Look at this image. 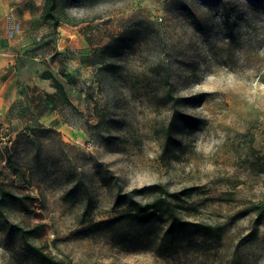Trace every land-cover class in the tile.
Listing matches in <instances>:
<instances>
[{"label":"rangeland","instance_id":"rangeland-1","mask_svg":"<svg viewBox=\"0 0 264 264\" xmlns=\"http://www.w3.org/2000/svg\"><path fill=\"white\" fill-rule=\"evenodd\" d=\"M56 11L71 103L57 93L41 121L0 123V181L32 196L29 210L0 207V264H48L18 231L36 223L29 241L66 264H264V216L252 210L264 203V0H58ZM175 109L195 123L164 151ZM153 183L195 186L191 219L221 233L186 231L162 252L80 233L113 214L119 188Z\"/></svg>","mask_w":264,"mask_h":264},{"label":"trees","instance_id":"trees-1","mask_svg":"<svg viewBox=\"0 0 264 264\" xmlns=\"http://www.w3.org/2000/svg\"><path fill=\"white\" fill-rule=\"evenodd\" d=\"M58 0H44L41 17L44 23L52 29L57 30L61 18L56 11ZM119 44L118 38L114 37L100 48L101 61L110 50ZM96 61V60H95ZM41 76L48 78L55 88L54 92L46 93V100L53 107L57 93H62L65 101L71 103L66 96L64 84L52 72L45 70ZM183 99H178L177 103ZM188 116L174 110L164 128L163 150L167 151L169 142H178L175 135L176 128L181 124L195 123L189 121ZM6 163L12 167L15 173L24 175L23 170L15 166L10 155L6 156ZM195 186H183L177 190H170L162 183L148 184L139 188L123 191H116L112 209L113 214L97 222H89L82 226L80 233L95 230H107L119 235V241L132 247L152 248L162 252L168 245H178L186 231H193L203 236H217L221 233L223 223H203L199 220H192L194 213L198 212L194 201L191 200L195 193ZM144 196L143 199L137 198ZM32 196L28 193L18 194L6 187L0 181V207L10 201H17L24 210H29V200ZM255 212V223H259L264 216V203L253 204ZM254 234L257 231L255 227ZM44 230L43 223H36L29 228H19V234L24 241L26 248L36 257L48 264H66L63 259L55 258L54 255L43 250V245L34 244L29 241L31 235H40Z\"/></svg>","mask_w":264,"mask_h":264},{"label":"crops","instance_id":"crops-1","mask_svg":"<svg viewBox=\"0 0 264 264\" xmlns=\"http://www.w3.org/2000/svg\"><path fill=\"white\" fill-rule=\"evenodd\" d=\"M43 2L0 0V123L41 121L51 107L45 94L55 88L41 73L57 77L62 55L41 17Z\"/></svg>","mask_w":264,"mask_h":264}]
</instances>
